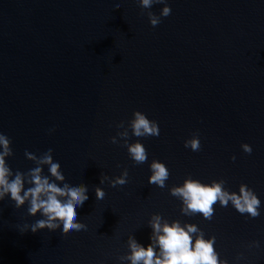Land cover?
<instances>
[{"label": "water", "instance_id": "95a60500", "mask_svg": "<svg viewBox=\"0 0 264 264\" xmlns=\"http://www.w3.org/2000/svg\"><path fill=\"white\" fill-rule=\"evenodd\" d=\"M164 6L0 0V132L14 152L7 163L27 172L35 164L25 151L39 156L51 148L66 182L89 189L77 209L87 231L67 235L21 233L43 217L30 216L27 205L15 208L10 197L0 201V264H131L119 260L130 253L128 237L147 247L157 213L196 224L206 239L216 236L228 264H264V0H167L171 15L153 27L148 12L159 16ZM135 111L160 127L159 137L147 138L129 129L128 142L148 150L140 165L123 140L111 142ZM194 133L199 152L184 147ZM153 160L170 170L165 188L148 182ZM125 168V185L100 183L102 173L115 179ZM189 176L206 184L224 179L237 193L247 184L261 215H241L231 203H217L211 221L183 215L170 189ZM253 241L260 246L248 247Z\"/></svg>", "mask_w": 264, "mask_h": 264}, {"label": "clouds", "instance_id": "9594fccd", "mask_svg": "<svg viewBox=\"0 0 264 264\" xmlns=\"http://www.w3.org/2000/svg\"><path fill=\"white\" fill-rule=\"evenodd\" d=\"M138 2L142 9H151L154 4H165L159 16L151 11L148 12L153 27L161 23V16L168 17L172 13L171 7L167 6V0H138ZM117 128L123 131H118L117 136L111 138V142L117 144L123 140L133 162L137 165L146 163L149 156L148 150L139 141L128 142L129 129H131V134L138 138L159 137L158 122L149 119L141 111H135L128 127H125V122L121 121ZM50 131H55V129ZM184 147L190 148L193 152H199L202 149L199 134L194 133L192 138L184 142ZM242 149L249 155L253 152L252 146L247 143L242 144ZM12 156H14L12 140L0 132V201L10 197L15 208L20 209L27 205L30 216L43 217L31 224H25L20 229L21 233L29 230L32 233H38L44 229L55 232L62 229V234L67 235L73 231H87L88 226L80 222L77 209L89 199L88 186L82 183L72 186L66 182L61 164L53 158V149L49 148L39 156L25 151L26 158L35 164V167L27 172L19 170L13 172L6 159ZM232 159L235 161L236 157L233 156ZM44 166L48 167L50 176L44 174ZM150 170L152 174L149 177V184L160 188L167 187L166 181L170 177L167 165L159 160H153ZM128 176L127 168L115 179L102 173L100 183L108 181L111 187L123 186L128 182ZM226 183L224 179H220L206 184L189 176L182 185L173 186L170 194L182 201L181 212L185 216L201 215L205 220L211 221L215 216L217 203L222 208H227L231 203L241 215H247L252 219L258 218L261 215V200L254 190L247 184H241L239 193L231 192L225 188ZM26 184L29 187L26 188ZM95 193L98 200H103L106 196L104 189L99 186L95 187ZM148 225L152 229L151 243L144 247L133 235L129 236L127 243L130 253L120 256L121 262L130 261L131 264H228L226 259H220V253L215 248L216 236L206 239L204 231L194 223L182 224L179 220L169 223L157 213L152 215ZM259 246V241H253L248 245V247L257 248ZM242 258L243 253L237 257L238 260Z\"/></svg>", "mask_w": 264, "mask_h": 264}]
</instances>
